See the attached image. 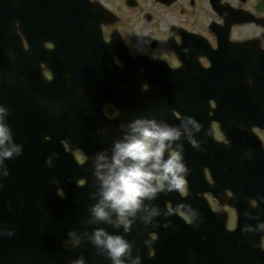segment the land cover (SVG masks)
Returning <instances> with one entry per match:
<instances>
[{"label": "flooded vegetation", "instance_id": "flooded-vegetation-1", "mask_svg": "<svg viewBox=\"0 0 264 264\" xmlns=\"http://www.w3.org/2000/svg\"><path fill=\"white\" fill-rule=\"evenodd\" d=\"M175 3L160 6L169 9ZM222 4L236 9L244 8L253 16L264 18V0H246L243 4H239V0H220L216 6L209 0H186L184 6L176 12L143 11L138 1L134 12L116 10L114 19L98 21L97 27L104 42L113 41L111 46H96L98 53L108 56L107 60L98 64L89 66L79 65L75 61L67 62L62 54L48 51L52 48L49 43L38 55L31 54L25 47L28 58L23 67H14L11 59L7 62L0 60V80L8 82H0V91L7 90L14 97L18 94L14 88L25 84L31 91L23 109L27 119L24 126L29 132L30 142L35 144L30 131H42L39 150H33L32 155L28 150L23 160L30 161L33 158L42 161L47 156L49 139L46 141L45 137H48V111L52 113L55 122L60 118L56 103L54 106L49 100H59L66 96L72 99L71 106L88 118L87 121L75 124L76 140H79V131L86 132L85 140L96 153L109 149L112 142L122 136L120 124H127L133 118L154 117L175 125L179 124L183 116H192L201 125V131L195 137L200 142L201 150L193 149L187 141H182L184 162L188 169L187 162L197 161L202 166V173L198 176L199 181H195L189 177L188 170L185 193H177L172 201L160 199L161 202L165 201L158 205L161 212L173 213L166 217L170 222L167 228L169 236L180 235L181 229L191 221L185 213L188 209H181V198H184L183 205H190L196 211L194 219L202 220L203 226L214 224L220 233L236 231L239 210L245 203L255 225L253 237L264 249V231L257 228L260 222H264V179L258 171L257 159L262 157L264 160V155L255 137L256 134L263 141V133H258V129V132L253 129L250 132L255 125L264 128V108H256L254 100L249 102L248 108H240L238 101L235 106L232 103V108L223 107L224 77L238 72L239 68L234 65L237 54L228 51L226 45L213 51L216 47L217 26L223 25V16L226 15L225 12L222 15L218 13ZM251 24L259 31L258 38L264 49V27L256 22ZM237 26H231V41L236 40L233 32ZM112 32H117L124 44H121L116 34L112 39ZM185 32L200 35L204 40L191 37ZM128 52L138 54V61H133L131 55L128 57ZM5 64L7 68H4ZM247 72L250 73L247 87L253 88L251 67H247ZM143 85H146V90H143ZM225 115L231 116L232 124L229 127L224 126ZM71 117L76 118V115ZM8 125L11 129L17 127L14 124ZM245 129H249V133H245ZM224 131L228 140L238 148L241 157H247L251 163L248 180L242 183L240 195L233 187L222 189L214 176L216 164L211 153L223 147ZM60 143L63 145L62 141ZM244 143L248 146L247 151L241 148ZM73 158L78 164L84 161L85 155L76 149ZM81 181L74 182L75 187L72 189L73 231H76L81 243L73 247L71 258L66 263L58 264H73L81 256L85 264H110L109 259L100 254L85 235H90L97 227L112 234L124 235L133 245V256H143L139 248L144 239L147 248L145 254L153 255L150 243L157 238V234L149 230L141 231L139 219L127 234L122 227L117 228L113 224L88 222L89 206L96 202L93 198L96 187L80 189L79 186L84 183L81 184ZM252 183L254 186L250 185ZM195 186L199 192L194 195L192 191ZM56 190L61 193L59 188L56 187ZM24 197L30 199L29 187ZM0 199L9 201L10 196L5 193ZM154 221L163 224L165 217L158 216ZM45 255L42 252H0V264H44Z\"/></svg>", "mask_w": 264, "mask_h": 264}, {"label": "clouds", "instance_id": "clouds-1", "mask_svg": "<svg viewBox=\"0 0 264 264\" xmlns=\"http://www.w3.org/2000/svg\"><path fill=\"white\" fill-rule=\"evenodd\" d=\"M142 88L147 89L146 85ZM8 114L9 110L0 105V177L9 175L5 161L20 156L23 150L22 145L15 142L6 122ZM119 127L122 136L115 139L109 149L98 151L91 157L92 175L96 181L93 198L96 202L89 206L88 222L113 224L114 227H122L127 234L137 219L147 225L154 218L164 216L165 223L161 226L168 228L170 222L166 217L173 213H162L158 206L146 202L156 200L161 192L185 193L188 169L182 141H187L193 149L201 150L200 142L195 138L201 131V125L188 115L175 125L141 116L127 124L121 123ZM48 139L45 137L46 141ZM54 156L57 154L52 153L45 159L47 167L52 166ZM182 210L191 220L195 218L196 211L190 205H182ZM257 228L264 231V222H260ZM248 230L251 229L241 228L242 232ZM7 235L11 236L13 232L8 231ZM85 235L110 264H141V257L132 255L133 245L124 235L112 234L99 227ZM67 236V242L73 247L81 243L76 231H69ZM73 264H85V259L81 256Z\"/></svg>", "mask_w": 264, "mask_h": 264}, {"label": "water", "instance_id": "water-1", "mask_svg": "<svg viewBox=\"0 0 264 264\" xmlns=\"http://www.w3.org/2000/svg\"><path fill=\"white\" fill-rule=\"evenodd\" d=\"M84 4L85 10L89 14H99L104 13L102 9L93 7L91 5H96L94 3H89L87 0H0V17H9L13 21L11 24V30L17 42L19 44L23 43L22 37L23 32L21 27L27 15L32 14H41L45 11V8L49 11H54L53 16L54 20L60 19H70L71 15L76 11L75 6H82ZM8 36V23L0 21V43H6ZM7 122L14 124L21 122L16 115L6 118ZM47 135H52V132L47 129ZM18 134V131L14 132ZM23 133V131H22ZM64 135L69 137V132H64ZM72 148H83L79 146H73ZM87 153L86 150H84ZM88 154V153H87ZM88 156H90L88 154ZM91 158V157H90ZM65 161H69V158H65ZM13 163L6 165V167L12 166ZM63 163H60V168L62 169ZM4 229L0 227V243L4 241ZM181 248L184 250V246ZM181 250V249H180ZM163 260L164 264H172L171 260L168 258H158L157 264H160V261Z\"/></svg>", "mask_w": 264, "mask_h": 264}, {"label": "rangeland", "instance_id": "rangeland-1", "mask_svg": "<svg viewBox=\"0 0 264 264\" xmlns=\"http://www.w3.org/2000/svg\"><path fill=\"white\" fill-rule=\"evenodd\" d=\"M100 1L111 9L121 10L124 12H134L135 11L134 9L126 8L122 4V0H100ZM184 1L185 0H178V2L175 5H173L171 8L163 9V7L154 3L153 0H139L140 6L142 7L143 11H158V10L163 11L164 10V11H172V12L178 11L180 6L184 5ZM252 35H258V30L256 28L254 30L253 27L250 25L239 27L233 33V36L235 38H246Z\"/></svg>", "mask_w": 264, "mask_h": 264}]
</instances>
